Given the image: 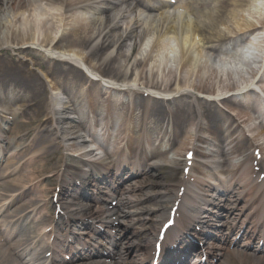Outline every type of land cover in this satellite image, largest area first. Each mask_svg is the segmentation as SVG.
I'll return each mask as SVG.
<instances>
[{
    "label": "bare ground",
    "instance_id": "obj_1",
    "mask_svg": "<svg viewBox=\"0 0 264 264\" xmlns=\"http://www.w3.org/2000/svg\"><path fill=\"white\" fill-rule=\"evenodd\" d=\"M261 2L182 0L184 10L171 11L172 7L166 6V10L159 8L152 14L141 10L134 0H0V55L10 51L17 58L2 60L0 56V101L6 103L4 107L22 110L23 115L39 111L50 120L32 136L37 141L50 137L53 140L42 148L35 147L33 154L41 157L46 153L55 154L60 149L73 151L59 155L54 166L57 171L47 176L55 177L59 183L56 204L62 211L79 212L93 221L103 218L102 207L89 206L74 190L79 178L88 182L93 178L82 168L81 164L86 161L84 154H76L83 149V142H80L83 130L89 128V122L93 120L94 124H102L104 129L115 132L111 138L117 142L125 140L132 144L142 139L152 141L155 137L161 144L167 141L177 145L175 159H167L166 165L157 169L146 167L138 172V179L125 183L133 190L138 188L140 199L134 202L131 191L122 193V203L132 223H140L142 227L154 225L152 219L141 220L140 214L132 210L137 205L145 204L139 209L144 216L158 214L163 212L164 206L179 198L181 187L191 194L201 187L206 194H200L196 199L189 193L183 197L184 203L200 201L196 207L199 214L196 220L200 224L208 225L215 214L223 217L222 212L216 210L222 207L226 218L218 221L216 226H226L228 232L242 229L248 232L245 245L254 237H264V195L253 186V181L248 182L249 165L243 170L246 179L236 171L228 172V178L216 176L214 183L193 170L194 162L199 159L209 164L207 158L221 153L223 143L230 147L232 155L260 149L263 155L260 160L264 159V104L257 91L259 87L264 93V72L258 76V72L250 67L253 71L246 76L244 69L240 72L228 68V63L220 61L225 52L219 47L232 43L239 36L262 41L256 36L251 37L257 31H264V18L256 17L253 21L244 14L252 5ZM261 8L259 6L257 10ZM254 41L251 45H255ZM148 42L150 49L145 56L135 57L143 43ZM174 50L180 55L177 68L161 67L168 58L162 53ZM33 53L41 58L31 57ZM244 56V53L234 55L235 62L232 63L245 65L241 61ZM34 59L37 74L26 65ZM39 74L53 82V90L57 92L45 101L39 99L44 93ZM80 82L85 88L79 85ZM75 86L82 90L77 92ZM8 120L7 116L0 115V140L6 142L8 139L10 144L17 145L20 131L14 130L8 135ZM24 121L28 122L26 116ZM185 123H189L192 131L184 130ZM169 126L171 131H168ZM189 153L193 155L191 165L187 159ZM256 157L251 159V155H246L252 161ZM15 163L11 160L7 165L12 167ZM202 166L196 170H201ZM187 170L194 174H185ZM34 173L29 170L0 188V191L8 192L0 193L4 196L0 197V212L5 206L4 200L13 206L19 199L12 198L13 194L24 195L35 188V180L40 176L35 177ZM53 189L55 194L57 189ZM220 192L223 193L220 198L226 200L214 198ZM42 197L40 200L48 198ZM233 198L239 202L238 207ZM40 200L18 204L13 214L28 209L35 212L34 206L38 207ZM241 215H246L245 219L238 220ZM251 215L258 222H247ZM57 231L49 248L51 258L55 260L60 258L56 255L61 247ZM129 236L126 234L125 239ZM30 238L33 235L27 237ZM153 239L151 229L145 232L140 227L134 246L133 242L125 243L121 250L109 253L110 259L115 264H140L141 248L145 253L149 251ZM217 241L227 249L218 264H264L263 256L230 257L235 251L231 250L232 245L236 246L238 242L228 234H222ZM12 246L20 261L17 262L7 249H0V264H45L50 259L44 257L40 246H34V255L27 259L31 242L25 245L17 241ZM63 248L70 252L75 250L72 244L70 248L67 245ZM221 248L211 245L206 251L215 258ZM49 264H54V260Z\"/></svg>",
    "mask_w": 264,
    "mask_h": 264
},
{
    "label": "rangeland",
    "instance_id": "obj_2",
    "mask_svg": "<svg viewBox=\"0 0 264 264\" xmlns=\"http://www.w3.org/2000/svg\"><path fill=\"white\" fill-rule=\"evenodd\" d=\"M261 1L262 2L260 4L252 5L250 7V9H248L247 11L244 12V14H245V16L247 18H249V19H251L253 21L256 20V17L264 18V0H261ZM259 6H261L263 8H261L260 10H257V7H259ZM254 36H256V38H260L262 40V41L255 40V43L257 44L256 45V49H257L258 52L255 55L256 59H255V65H254L253 69L255 71L256 70L258 71L259 67L261 66L260 59H261V56L264 53V31L263 30L257 31L254 34ZM149 49H150V43L149 42L146 43V44L143 43V45L140 47V51L135 55V57H137L139 59L142 58L149 51ZM33 54L34 55H31V57L41 58L36 53H33ZM162 54H165L168 58L166 59V61L163 64H161V67L166 66V67H170V68L176 69L177 66H178V60H180V55H179L178 51H175V50L174 51H167V53H162ZM0 56H2V60L17 59L16 56L13 53H11L10 51L4 52ZM221 57H222V60H224L225 62L227 61V57H225L224 54L221 55ZM27 58H29V57H27ZM30 61H32L31 64L28 65L29 61H27L26 65L29 67L31 72L37 74L38 73V69H37V67L35 65L36 60L34 59V60H30ZM157 63H158V61H157ZM45 66L47 67V65H45ZM246 68L247 69H245V73L244 74L246 76H248L249 74L252 73L253 70L251 71L252 67L250 68L249 65H247ZM250 71H251V73H250ZM39 76H41V78L43 79V80L41 79V84L43 83L42 86L44 87V93L41 95V97L39 99H41L42 101H45L51 94H56L57 92L55 90H53V87H54V83L53 82L50 83V81H47L46 78L44 76H42V74L41 75L39 74ZM80 84H82V86L85 88V86L83 85V82H80L79 85ZM74 89L77 92H79L81 88H79V86H75ZM257 89H258V91L261 92L260 88H257ZM261 94L263 95L262 92H261ZM256 97H258V93H257V95L255 94V98ZM261 99H263V98H261ZM263 101H264V99H263ZM220 106L223 107L222 104ZM26 117L28 118V123L27 124H15V125H13V128H11L10 131L16 129V130H20L22 133H26V134H29L30 136H32L33 133L38 131L40 128H43L45 126L46 122L50 121V120L46 119V116H45L44 113L39 112V111L35 112L33 115L32 114L31 115H27ZM167 128H168V131L172 130L171 126H169ZM184 130L185 131L186 130L192 131V127L189 126V123H185L184 124ZM50 140H53V139L51 137H50V139H45V140L39 139L37 141V144L42 147L43 144L44 145L45 144L48 145V142ZM221 146L223 147L224 145L221 144ZM172 149L175 151V146H173ZM70 152L71 151H68V150L65 151V150L60 149V153L62 155L63 154H70ZM171 155L173 156V153H171ZM45 156L47 158V161H48V164H49L50 167H45V166L41 167V170H42V173H43V175L41 177L47 176L50 173V171H52V170H47V169H49V168L53 169L54 166H56V164H57L56 163L57 162L56 161L57 157H54V155L52 153L51 154L47 153V154H45ZM57 156H59V151L57 152ZM54 158H56V159H54ZM195 165L198 166V161L195 162ZM32 169L35 171L34 176L35 177L38 176L39 174H38V172H36V168H32ZM54 171H56V169ZM45 184H46V181H45ZM41 188H42V185H40L39 188H37L33 193H31L28 196L29 198L27 199V201H30V199H35L39 195V192H40Z\"/></svg>",
    "mask_w": 264,
    "mask_h": 264
}]
</instances>
